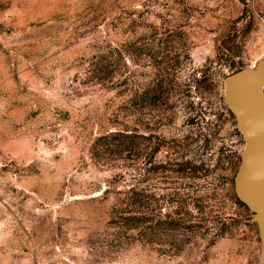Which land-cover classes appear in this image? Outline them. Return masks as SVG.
Masks as SVG:
<instances>
[{
    "label": "rangeland",
    "instance_id": "374dc122",
    "mask_svg": "<svg viewBox=\"0 0 264 264\" xmlns=\"http://www.w3.org/2000/svg\"><path fill=\"white\" fill-rule=\"evenodd\" d=\"M263 60L264 0H0V264H264L224 82ZM116 132L135 152L96 161Z\"/></svg>",
    "mask_w": 264,
    "mask_h": 264
},
{
    "label": "water",
    "instance_id": "95a60500",
    "mask_svg": "<svg viewBox=\"0 0 264 264\" xmlns=\"http://www.w3.org/2000/svg\"><path fill=\"white\" fill-rule=\"evenodd\" d=\"M225 99L246 140L234 177L237 199L255 214L263 235L264 260V60L226 76Z\"/></svg>",
    "mask_w": 264,
    "mask_h": 264
},
{
    "label": "trees",
    "instance_id": "16d2710c",
    "mask_svg": "<svg viewBox=\"0 0 264 264\" xmlns=\"http://www.w3.org/2000/svg\"><path fill=\"white\" fill-rule=\"evenodd\" d=\"M94 60V70H96V72H100V75H102L101 77L99 75V81H106L114 75L115 70L110 67L112 64L110 61L108 62L105 57H95ZM240 69L241 68H239V70ZM163 88V82H161L160 84L156 85L154 89H149L146 91L144 94L145 101L150 102L154 99L160 98ZM150 92L154 94V96L157 95V97L151 96L152 94ZM150 96L152 98H149ZM131 102L133 103V101ZM137 139L138 138L136 136L126 132H116L108 136H102L95 141L92 147V156L96 161L99 162L102 159L103 154H110L111 151L116 153L119 158H122L124 155H130L135 152V148L138 144ZM157 151L158 150L156 149L155 153ZM138 196L139 193L134 188H132L126 192V196L124 198H117L112 208L114 219L118 220L119 224L123 225V227L128 228L129 230H136L139 223H142L139 222L140 218L138 217V203H140ZM150 221L151 220L149 218H146L144 223H149ZM162 225L165 226L168 225V223L165 221L162 223ZM148 229L152 228L148 227Z\"/></svg>",
    "mask_w": 264,
    "mask_h": 264
}]
</instances>
